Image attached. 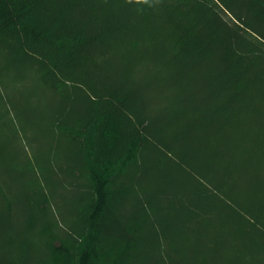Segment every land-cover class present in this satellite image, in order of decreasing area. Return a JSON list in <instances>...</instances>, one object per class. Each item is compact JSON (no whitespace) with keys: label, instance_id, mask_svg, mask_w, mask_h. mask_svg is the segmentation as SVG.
Returning a JSON list of instances; mask_svg holds the SVG:
<instances>
[{"label":"trees","instance_id":"obj_1","mask_svg":"<svg viewBox=\"0 0 264 264\" xmlns=\"http://www.w3.org/2000/svg\"><path fill=\"white\" fill-rule=\"evenodd\" d=\"M263 44L264 0H161L152 7L0 0V78L30 87L23 109L13 98L11 107L36 129L40 122L57 129L71 152L61 165L25 161L26 174L41 171L39 182L51 190L59 175L65 190L75 188L72 195L64 190L67 215L57 213L53 192L25 190L21 222L0 176V264H173L189 241L182 227L203 228L213 213L215 233L204 229L201 239L222 251L217 264H264ZM148 68L159 82H178L197 95L168 137L151 127L143 88L127 76ZM34 102L49 106L39 121L27 109ZM200 111L216 119L222 150L212 164L193 167L177 149L194 138ZM111 121L121 128L116 139L107 134ZM164 159L168 189L191 185L201 202L172 210L184 222H153L149 233L147 220L171 205L169 191L159 185L149 193L142 174Z\"/></svg>","mask_w":264,"mask_h":264},{"label":"rangeland","instance_id":"obj_2","mask_svg":"<svg viewBox=\"0 0 264 264\" xmlns=\"http://www.w3.org/2000/svg\"><path fill=\"white\" fill-rule=\"evenodd\" d=\"M223 15L228 21L233 23V19L229 14L223 12ZM248 35L255 41L260 42L253 35L249 33ZM155 73V71L148 68L142 71L139 69L130 70L129 75H125L130 77V80L139 82L143 88L142 94L144 100L141 103L146 104L151 117H153L151 127L155 130L159 129L157 133L160 137H168L169 128L181 118L185 108L191 107L194 104L197 95H193L191 91L187 93L186 89L184 90V85L178 82H159L156 79ZM29 90L30 87L25 86L21 79L9 80L4 78V80H1L0 78V143L4 144L7 148L0 153V176L6 180V183L8 181V188H10V192L12 193L8 194L7 197L12 198L10 200L13 202L12 209L16 221L20 220L21 222L27 214L24 196L25 190L30 193L35 189L34 187L43 189L50 194L53 192L52 201L57 213L59 215H67L68 213V208L65 202H63L65 187L62 186V183L64 179L60 175L56 178L60 182L55 190L53 188L54 185H52L53 189L51 190L45 182H39L38 176L41 174V171L28 170L26 174L28 166L25 161L33 159L34 165L37 166V162L40 164L42 159H48L53 161L54 165H61L71 156L70 148L66 145V142L62 141L61 133L57 129L53 130L43 125V122H40V125H37L36 129L27 121L25 116L19 114L20 111L15 112L14 107H11L10 98H13L17 101V107L20 109L24 105L23 96ZM48 107L45 103L34 102L27 109H29L30 113L34 114L33 120L39 121L38 117L42 115L43 109H47ZM193 108L196 109L197 106H193ZM197 118H195L197 130L193 134L194 138L186 143V147L180 150L177 149L180 159L185 160L188 165L190 164L193 167L198 164H212L220 153L219 151L222 150L216 143V135L218 134L216 119L212 116L207 117L202 111H200ZM120 130L119 124L111 121L107 127V134L110 138L116 139ZM82 137L85 141H89L90 135L86 134ZM163 164L160 167H155V163L151 161L148 165V172L142 174L144 177L143 183L148 185L149 193L154 191L159 185L169 191L170 199L167 198V202L171 205L169 211H157L151 215V219L147 220V231L149 233L152 230L153 222L166 223L164 221L170 219L178 220L179 218V223L184 222L185 217L182 219V217L172 210L186 208L190 202H201L198 195L195 194L194 189L190 187L191 185L185 188L182 186H169L168 189L167 184L169 183L168 179H170L171 168H169L170 163L167 159H164ZM65 191L67 194L72 195L75 192V188H68ZM13 192L17 193L15 194L16 196H13ZM160 205L159 203L158 206ZM212 217L208 221H206L207 219L204 220L203 228L198 226V222L196 230L192 226L189 228L186 226L182 227L179 234L188 235L187 239L189 241L182 242L178 247L180 253L177 257H172L173 264H217L216 260L221 257L222 251L218 247H208L205 243H202L201 239V233L204 232V229H211L210 232L215 233L213 223H215L216 218L214 213ZM62 231L66 232L63 226ZM141 256L145 262L152 260L146 248L142 251Z\"/></svg>","mask_w":264,"mask_h":264},{"label":"clouds","instance_id":"obj_3","mask_svg":"<svg viewBox=\"0 0 264 264\" xmlns=\"http://www.w3.org/2000/svg\"><path fill=\"white\" fill-rule=\"evenodd\" d=\"M129 3L135 2L136 4H145L152 7L153 4L161 3V0H128Z\"/></svg>","mask_w":264,"mask_h":264}]
</instances>
